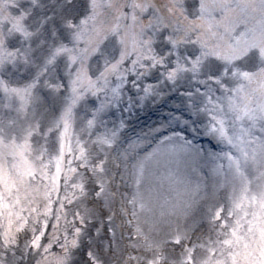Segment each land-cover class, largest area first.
Instances as JSON below:
<instances>
[{
	"label": "rangeland",
	"instance_id": "374dc122",
	"mask_svg": "<svg viewBox=\"0 0 264 264\" xmlns=\"http://www.w3.org/2000/svg\"><path fill=\"white\" fill-rule=\"evenodd\" d=\"M92 1L94 4L90 26L91 39L93 36L95 45L92 44V48H88L90 51L84 60L81 52L76 53L75 59L72 57L77 51V46L88 51L84 44L85 38L80 36L83 30L89 36L86 23L84 26L81 25L82 30H76L79 34L76 37L75 34L71 35L69 44L65 43L67 46L56 53L58 59L64 57L70 61L66 70L71 91L70 105L62 112L66 95L64 96L61 91H67L68 88L63 87L60 81L49 79L46 70L53 67L56 58H53L49 66L38 69L36 73L31 66L21 78H12L9 68L16 65L28 66L35 61L36 53L32 50L29 58L22 54L13 44V39H10L12 34L20 31L18 25L22 24L21 19L17 17L18 0L14 7L18 10L14 12L16 16L9 14L10 2L0 0V37L3 38V45L0 47L2 92L0 99H3L1 105L12 99L20 111L16 112L19 120L13 126L0 129V199L3 194L10 198L5 209L2 210L0 207V237L21 240L29 236L26 246H21L22 260L27 263L36 257L41 258L44 248L50 243V239L48 237L45 239L44 236L48 234L51 236L54 232L49 233L45 229L42 234L37 222L29 219L34 209L40 206L44 190L31 189L25 185L22 179H27L26 171L36 166V174L39 176L50 179L51 175H62L64 179H75L79 192L83 195L89 194V190L94 191V179H104L99 171L102 166L104 167L107 151L115 149V146L122 142L121 134L132 129L130 124L136 117L139 119L144 111L147 114L148 107L154 99L159 97L161 99L164 96L170 99L168 94L172 92L171 94L175 95L172 98L177 99L171 100V104L166 106L169 107L167 111H177L181 103L187 112L181 120L187 124L179 126L171 122L158 130L156 124L152 127L153 123H144L146 128L140 133V138L143 139L142 148L148 140L151 138L153 140L158 132L156 141L139 153L143 156H138L140 158L133 159V162L125 161L124 166L128 169L132 167V173L136 172L138 175L135 178L132 174V179H154L148 174L151 171L149 169L151 162L158 163L156 162L158 160L162 165L171 166L165 164L167 157L178 158L184 152L196 149L194 137L201 132L211 133V128L215 125L222 123L225 131L231 133L255 134V146H252L250 152L237 154L234 150H227L228 163L223 162L215 170L219 177L223 174L230 175L231 181L224 190V195L230 191L233 193L232 197L226 200V205L220 203L216 211L220 215H225L227 219L226 213L231 210L234 201L241 197L233 205L231 218L224 222V225L230 228L233 219L249 216L251 227L248 231L252 235L243 240L245 242L237 243L245 244L239 248L237 264H264V218H259L253 211L251 199L253 194L250 191L255 180L258 183L259 179H264V95L256 96L252 100L251 120L256 121V128L241 125L238 119L234 121L231 113L244 95L252 91L254 79L264 69V52L261 48L264 43V13L258 10L256 15H252L249 11L251 0H198L193 2L195 6L187 5L186 0H168L171 5L144 0L145 3L136 11L139 34L141 32L138 48L139 65L145 72L144 79L139 81L138 78L137 81L143 95L126 100L124 96L117 94L115 101L111 95L107 96L102 92L110 87L112 81L125 77V70L119 71L122 62L117 45L107 50L108 45L104 41L116 39L118 34L115 33L116 36H113L110 35L112 33L106 32L98 37L95 35L107 20L111 2ZM254 7L258 8L256 3ZM33 19L34 17H31V20ZM41 35V33L35 35L36 44L32 45L38 50L42 49L45 42V39L40 38ZM155 41L159 43V51L155 48ZM100 45L104 48L101 52L104 53V57L100 56ZM46 51H49V46ZM93 57L102 62L98 64L94 60L93 64L96 65L94 69L91 60ZM249 58L257 61L255 68H241L237 75L229 71L228 68L240 66ZM78 64L84 66L91 82L89 85L76 82V72L73 78L74 65L77 71ZM212 66L219 68L213 72ZM133 67L135 68V64ZM111 68H113L111 72H107ZM223 80L229 85L221 83ZM16 81L24 83L17 85ZM147 83L148 95L145 91ZM115 90L120 93L121 88L116 87ZM49 92L60 96L55 95L50 103L51 107H57L55 114L35 112L34 108L26 111L30 101L36 97L46 99ZM92 99L95 102H92ZM88 103L90 104L86 105ZM145 120L147 119L142 121ZM159 146L160 151L155 153L154 150ZM133 147L134 144L131 145V149ZM19 150H22L34 164L21 159ZM227 151L221 152L222 155ZM200 162L201 170L206 163L202 160ZM120 166L116 165V169ZM192 186L198 187L195 183H192ZM176 187L182 188V185L177 183ZM217 195H220V192ZM56 204L58 209V200ZM78 204V200L73 198L71 205L75 209L69 213L73 211L77 213L76 216H71L72 221L67 225L70 231L91 228L89 219L85 216L86 210L78 208ZM77 216H80L82 227L77 223ZM207 221L211 227L214 226L211 220L206 219ZM196 224L199 225L200 220H197ZM255 224L259 226L255 227ZM197 225L194 224L190 231L196 232ZM99 226L97 223V230ZM93 227L92 224V229ZM9 233L11 235H7ZM127 239L128 237L125 241ZM130 239L133 249L134 245L137 246L134 254L123 253V256L106 264H124L123 259L126 264H202L207 250L206 242L201 238L191 242L184 250L181 249L180 245L184 244L175 233H169L167 237H161L158 241L156 236L151 237L148 233L140 231ZM80 246L82 254L88 251L97 264H102L104 256L98 254L94 246ZM41 264H64L63 255L58 254L53 262L43 261ZM217 264L223 262L218 261Z\"/></svg>",
	"mask_w": 264,
	"mask_h": 264
},
{
	"label": "bare ground",
	"instance_id": "6f19581e",
	"mask_svg": "<svg viewBox=\"0 0 264 264\" xmlns=\"http://www.w3.org/2000/svg\"><path fill=\"white\" fill-rule=\"evenodd\" d=\"M125 190H126V193L122 194L123 195L122 198H126L125 203L128 204L130 208H133V204L131 203L130 200H128V199H132V195L130 194V192L127 189H125ZM135 212H136V215H135V223L136 224H137V222H139V223H144L147 225L152 219L149 212L143 213V211L140 209H136ZM165 220H167V222H168V218H165ZM190 220H191V218L189 217V215L182 213V214H180V217L178 220V225L183 224V227H185L189 224ZM171 227L173 228L174 225H171ZM181 237H183V236L181 235Z\"/></svg>",
	"mask_w": 264,
	"mask_h": 264
},
{
	"label": "snow or ice",
	"instance_id": "6c2138e0",
	"mask_svg": "<svg viewBox=\"0 0 264 264\" xmlns=\"http://www.w3.org/2000/svg\"><path fill=\"white\" fill-rule=\"evenodd\" d=\"M59 51V50H58ZM115 67V65H113V68ZM111 69H109V71H110ZM4 205H2V204H0V207H3ZM7 235H11L10 233L9 234H7ZM38 239V238H37Z\"/></svg>",
	"mask_w": 264,
	"mask_h": 264
}]
</instances>
